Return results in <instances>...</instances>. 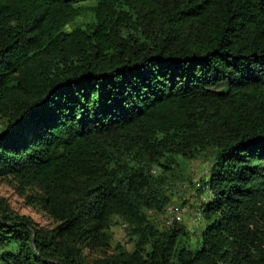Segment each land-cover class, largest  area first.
Instances as JSON below:
<instances>
[{
  "label": "trees",
  "instance_id": "1",
  "mask_svg": "<svg viewBox=\"0 0 264 264\" xmlns=\"http://www.w3.org/2000/svg\"><path fill=\"white\" fill-rule=\"evenodd\" d=\"M198 159L191 240L151 214ZM8 177L57 223L0 200L1 264H264V0H0Z\"/></svg>",
  "mask_w": 264,
  "mask_h": 264
},
{
  "label": "rangeland",
  "instance_id": "2",
  "mask_svg": "<svg viewBox=\"0 0 264 264\" xmlns=\"http://www.w3.org/2000/svg\"><path fill=\"white\" fill-rule=\"evenodd\" d=\"M207 169V163L200 159L186 164V178L176 185L172 202L166 207L163 214H151L157 225L164 227V220L170 209L176 207L182 215V222L188 226L191 232V240L195 239L197 230L204 225L203 217L197 207L201 202H206L210 199L208 192L202 189L199 190L202 182L207 177ZM34 192L35 190L33 189H21L10 177L0 179V200H3L10 209L18 214L29 216L37 226L44 228L54 227L57 222L47 216L37 204L30 203L26 197ZM107 232L110 238L109 246L105 253H112L117 245H122L127 249L132 247L128 230L120 222L117 221L112 224ZM85 252L90 257H98L104 254L102 249L86 250Z\"/></svg>",
  "mask_w": 264,
  "mask_h": 264
},
{
  "label": "built area",
  "instance_id": "3",
  "mask_svg": "<svg viewBox=\"0 0 264 264\" xmlns=\"http://www.w3.org/2000/svg\"><path fill=\"white\" fill-rule=\"evenodd\" d=\"M173 219H176V220H181L182 219V215H181V213L178 211V209L176 207L170 209L169 214L165 218V222L167 224H169Z\"/></svg>",
  "mask_w": 264,
  "mask_h": 264
}]
</instances>
